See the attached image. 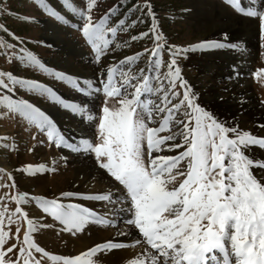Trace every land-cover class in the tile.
<instances>
[{
  "label": "snow or ice",
  "instance_id": "obj_1",
  "mask_svg": "<svg viewBox=\"0 0 264 264\" xmlns=\"http://www.w3.org/2000/svg\"><path fill=\"white\" fill-rule=\"evenodd\" d=\"M129 3L118 0L94 19L97 0H79V6L65 0V6L71 8L70 22L40 0L45 12L82 34L91 62L99 69L92 78L46 67L22 46L24 41L0 24V32L15 41H0L9 61L46 73L84 97L80 102L65 100L44 83L0 70V106L6 110L2 115L19 116L28 125L24 130H31L32 139L46 137L68 154L93 160L96 168L110 177L107 190L60 191L52 198L29 197L19 190L0 195V264H99L98 254L128 248L139 251L125 264H264V157L248 154L253 147L264 151V136L221 121L201 106L178 66L182 53L243 51L241 44L224 33L190 49L178 48L157 30L149 0ZM227 3L236 13L257 21L260 47L264 48V0H248L246 7L241 0ZM0 12L7 13L6 7L0 6ZM149 18L147 31L130 39L147 38L152 47L106 64L109 51L122 46L118 32H127ZM127 44L124 41L123 46ZM165 51L167 60L162 59ZM142 55L145 66L134 71ZM232 71L239 77L236 65ZM251 75L264 82V68ZM17 88L52 100L79 118L83 130L67 134L39 107L14 98ZM0 139L7 150V137ZM174 151V155L166 154ZM60 160L67 163V156ZM51 164V168L26 165L17 171L30 175L55 171L58 161L53 159ZM0 175L11 182L0 184V188L16 187L14 176L3 167ZM73 200L108 207L98 212ZM6 201L14 202V210L8 209ZM31 201L45 217L58 222L62 233L79 238L97 225L116 229L115 235L93 241L74 255L52 254L39 246L34 234L54 225L45 217H28L24 206Z\"/></svg>",
  "mask_w": 264,
  "mask_h": 264
},
{
  "label": "rangeland",
  "instance_id": "obj_2",
  "mask_svg": "<svg viewBox=\"0 0 264 264\" xmlns=\"http://www.w3.org/2000/svg\"><path fill=\"white\" fill-rule=\"evenodd\" d=\"M143 2L144 0H130L129 6H131V3L143 4ZM241 2L242 6H248V0H241ZM44 3L72 22L71 8L65 6V0H44ZM67 3L79 6V0H76L75 4H73V0H67ZM117 3L118 0H97L98 7L93 10L94 19H98L109 7ZM149 3L156 16L157 30L164 35L168 44L178 48L190 49L192 45L200 41L219 39L224 33L229 35L228 31L219 32V26L209 18L210 10L216 7L237 18L239 17V20L250 19L236 13L227 3V0H149ZM0 6L7 9V13L0 12V24L5 25L10 32L15 33L21 41H24L22 46L35 54L46 67L81 78H92L94 73L98 72L97 66L91 62L90 48L85 46L82 34L71 26L63 25L55 17L45 12L40 7V0H0ZM134 18L135 16L132 17V19ZM29 20L30 22H28ZM250 20L256 23L254 27L256 36L253 41V45H255L254 55L243 76L250 83L248 85H250L251 93L254 96L255 110H262V107H264V103H261L264 101V82L254 78L251 74L258 68H264V48L260 47L261 41L259 40L257 21L255 19ZM150 24L151 18L146 20L144 24H138L127 32H118V42L122 46L115 49V51H109L106 64L119 61L124 56L132 55L135 52L142 53L145 47L151 48L152 43L147 38L137 39L134 42L130 39L131 35H138L141 31H147ZM0 41L15 43V41L8 40L3 32H0ZM124 41H128L126 47L123 46ZM236 42L240 43L241 46L244 44L242 40ZM17 47H20V45ZM237 53L238 51L229 49L195 50L182 53L178 58L181 75L197 94L201 106H204L206 110L211 111L221 121H226L228 124H238L237 120L245 110L236 113V111H229V107L218 104V102L223 101L224 97L234 96L235 92L230 88H227V90L222 89L226 76L216 74V65L207 67L204 64H215V60L217 61L215 57L219 54ZM240 53V56H238L241 59L246 58V51ZM167 58V52L165 51L162 54V59L167 60ZM241 59L236 61L240 63L243 61ZM145 61L146 57L142 55L133 70L138 71L139 67H144ZM0 70L11 71L15 75L44 83L52 87L65 100L80 102L84 99L81 94L69 89L65 84L56 81L48 74L28 66H20L15 60L9 61L2 49H0ZM14 98L26 99L39 107L54 120L61 130L69 135L80 133L83 130V125L78 122L79 118L74 117L70 112L62 109L61 106L47 97H40L17 88ZM153 100L159 103L158 98L153 97ZM99 103V100L95 101L96 105ZM255 110L245 119V125L238 124V126L242 130L250 131L252 134L264 136L260 135V133L264 134V128L259 127V125H264V111L256 113ZM5 111L0 106V138L7 137L9 148L4 149L2 145L5 141L0 139V167H3L5 172L14 176L16 187L12 189L0 188V195L5 192L15 193L19 190L27 193L29 197L44 196L52 198L58 196L60 191L79 190L81 192H91L108 189L110 177L102 170H98L93 160L76 154H68L66 150L58 149L55 145L47 142L46 137L37 136L36 139H32L31 130H24L28 125L22 122L19 116L2 115ZM90 132L91 130H89ZM13 139L15 140L14 144L12 143ZM41 139H44L45 142L40 143ZM30 148L32 151H29ZM260 150L258 147H253L248 150V154L253 157H264V151ZM166 154L174 155L176 153L174 151ZM62 156H67V163L60 160ZM53 159L58 161L55 171L35 175L17 171V169L26 165H32L33 167L44 165L51 168ZM82 162L88 163L89 168L80 170L78 164ZM6 183L11 182L7 180L6 176L0 175V184ZM72 202L82 203L84 206L92 207L98 212H103L108 207L100 202L93 201L73 200ZM5 203L10 211L14 210V202L6 201ZM24 210L31 219L36 220L45 217V214L34 201L25 205ZM109 214L111 215V213ZM45 219L54 225L53 228L43 229L35 233L34 240L46 251L57 255L77 254L86 247L77 249L76 246L78 243H83L82 240L84 242L88 240L89 244L87 246L91 245L92 240H94L91 234L93 230L106 229L111 233V236H114L116 231L112 227L105 228L93 225L89 232L81 234L77 238L71 234L60 232L58 222L52 221L50 217H45ZM120 228L123 229L122 224ZM99 264L102 263L99 262Z\"/></svg>",
  "mask_w": 264,
  "mask_h": 264
},
{
  "label": "bare ground",
  "instance_id": "obj_3",
  "mask_svg": "<svg viewBox=\"0 0 264 264\" xmlns=\"http://www.w3.org/2000/svg\"><path fill=\"white\" fill-rule=\"evenodd\" d=\"M210 11H211V13H209V15H210L209 18L211 19V21L213 23H215L219 26V29H218L219 32L228 31L230 38L234 42L242 40L244 43L242 46L243 51L247 52L246 58H243V59H241L239 57L241 54L240 53L241 51H238L237 54H222V55L219 54L217 57H215L217 59V61L215 60L216 63L213 65L202 63V64H204V66L207 65V67L216 65L217 66V68H216L217 70L215 71L216 74H218L220 76L221 75L226 76V80H224V82H223L222 89L227 90V88L228 89L230 88L231 90H233L235 92V94L232 97H229V96L224 97L223 101L221 103L218 102V104L224 105L227 108L229 107L228 108L229 111H236V113H237V111L239 113V111L245 110V112H243L242 115L240 114V116L237 120L238 124L243 126V125H245V119L248 118V115H251L254 112V110L256 109V104L254 102V96L251 93L250 85H248L250 83L243 76L246 73L245 70L247 69V65L252 60L253 55H254V46L255 45H253L254 44L253 41H254V38L256 36V32L254 30L256 23L250 19L239 20L238 19L239 17L237 18L236 16L227 13L225 10H223L219 7L218 8L216 7L215 9H212ZM237 59H241L243 61L238 63V61H236ZM233 65L237 66V70L241 74L239 78L234 77V74L232 71ZM229 77H233V78L229 79ZM241 100H243L244 103L241 104L240 103ZM262 108H263L262 110L261 109L255 110L256 113L257 112L258 113L263 112L264 107H262ZM260 135H264V134L260 133ZM260 151H262V150H260ZM256 152H258V151H256ZM78 165H79L80 170H85V169L89 168L88 163L82 162ZM258 175H259V173H258ZM101 184L103 185V183H101ZM91 234L94 237V240H92V241H97V242L103 238H107V237L111 236V233L108 232V230L106 231V229H100L97 231L93 230V233H91ZM82 241H83V243L77 242L78 243V245L76 246L77 249H81L84 246H87L89 244L88 240H87V242H84V240H82ZM138 251H139L138 248H135V249L128 248V249L113 250L110 253H105L102 255L98 254L99 262L102 264H125V261L127 259H129L130 257H132Z\"/></svg>",
  "mask_w": 264,
  "mask_h": 264
}]
</instances>
